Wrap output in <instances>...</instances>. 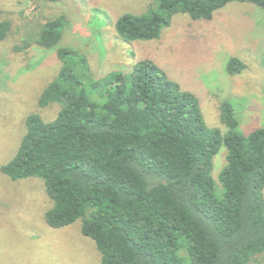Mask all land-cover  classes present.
<instances>
[{
  "label": "trees",
  "instance_id": "16d2710c",
  "mask_svg": "<svg viewBox=\"0 0 264 264\" xmlns=\"http://www.w3.org/2000/svg\"><path fill=\"white\" fill-rule=\"evenodd\" d=\"M229 3L264 13V0H154L148 12H124L113 26L126 42L149 41L176 14L208 21ZM65 21L48 17L14 46L56 49L61 67L36 104L60 108L51 120L39 112L25 117L24 134L1 173L40 179L52 203L46 224L58 229L78 222L94 241L99 264H264V126L241 130L244 101L220 100L222 128L209 127L199 97L151 58L94 78L85 54L58 46ZM19 30L0 17V43ZM243 68L234 56L225 64L229 75ZM221 147L226 162L216 191L211 171Z\"/></svg>",
  "mask_w": 264,
  "mask_h": 264
},
{
  "label": "rangeland",
  "instance_id": "374dc122",
  "mask_svg": "<svg viewBox=\"0 0 264 264\" xmlns=\"http://www.w3.org/2000/svg\"><path fill=\"white\" fill-rule=\"evenodd\" d=\"M154 0H62L60 5L39 0H0V17L20 24L18 34L0 43V166L15 154L24 134V119L39 112L55 117L59 104L39 108L40 90L57 74L61 62L56 49L35 43L25 49L21 39L38 32L48 17L63 15L67 22L59 47L85 54L92 76L127 72L142 58H151L180 86L196 94L209 127H220L218 103L226 97L244 101L240 128L264 126V13L247 3H229L208 21L176 14L158 39L126 42L113 22L124 12L146 13ZM5 15H4V14ZM244 63L229 75V57ZM226 150L214 156L217 176ZM264 197V188H263ZM40 179L11 180L0 171V264H99L94 241L80 233L78 222L53 229L44 214L51 206ZM181 254L184 255L183 252Z\"/></svg>",
  "mask_w": 264,
  "mask_h": 264
}]
</instances>
